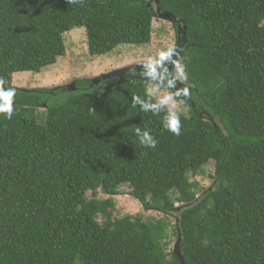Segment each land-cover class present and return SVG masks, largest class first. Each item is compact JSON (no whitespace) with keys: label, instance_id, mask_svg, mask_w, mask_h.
<instances>
[{"label":"trees","instance_id":"1","mask_svg":"<svg viewBox=\"0 0 264 264\" xmlns=\"http://www.w3.org/2000/svg\"><path fill=\"white\" fill-rule=\"evenodd\" d=\"M157 7L178 20L177 86L133 69L74 89L12 84L64 55L74 27L91 55L148 44ZM263 21L264 0H0V80L16 93L11 118L0 113V264H181L179 233L185 264H264ZM148 84L188 106L179 135L162 106L144 109L159 103ZM210 160L195 199L189 172ZM123 184L164 218L114 217Z\"/></svg>","mask_w":264,"mask_h":264},{"label":"rangeland","instance_id":"2","mask_svg":"<svg viewBox=\"0 0 264 264\" xmlns=\"http://www.w3.org/2000/svg\"><path fill=\"white\" fill-rule=\"evenodd\" d=\"M264 24V21H263ZM66 52L59 56L54 64L44 66L40 71H19L12 75V84L18 87H59L70 86L79 79L95 80L102 75L125 68L136 67L139 69H148L149 65L156 67L157 63H161V57L165 52L173 50L176 41V30L173 23L160 16H156L152 22V37L147 44H119L111 51L100 54L91 55L88 52L87 36L83 26L74 27L63 33ZM156 64V65H155ZM136 68V69H137ZM175 77L182 81L184 74L178 64L175 69ZM153 90L154 93H153ZM148 93L152 95L158 102L161 97L172 95L169 91H160L151 84L147 85ZM160 91V92H159ZM175 106L172 108V106ZM167 113L170 109L188 115V106L182 100L173 97L169 105H163ZM44 113L39 116L42 122ZM214 161L210 160L198 173L189 172V178L198 183L199 189L195 194V199H199L205 190L212 186L211 177L214 174ZM128 184L120 187L121 194L112 196L114 201V217L120 218L126 215H138L137 220L146 218H164V214L153 209H144L142 205L134 197L128 193L130 191ZM98 198H107L108 196L98 192ZM90 197V193H87ZM168 219L171 227L175 225L176 219L174 215L165 217ZM98 222L103 221V217H98ZM176 238L172 236V243L169 249L173 248Z\"/></svg>","mask_w":264,"mask_h":264},{"label":"clouds","instance_id":"3","mask_svg":"<svg viewBox=\"0 0 264 264\" xmlns=\"http://www.w3.org/2000/svg\"><path fill=\"white\" fill-rule=\"evenodd\" d=\"M70 2H75V0H70ZM171 55H173L172 50L165 52L163 57L160 58L161 62L163 60L168 59ZM148 67H149L150 74L154 76L156 73V69L152 67L151 65H149ZM3 83L4 82L0 80V113H6L8 118H11L12 113H13L12 99L16 93H15V90L12 88H4ZM174 83H175L174 81L170 82L169 86L174 87ZM154 91L155 90H153V93ZM172 99L173 97L171 95L163 96L160 98L158 104H144V109L146 111L149 109L157 110L163 105H169ZM137 102H139V100H137ZM174 107L175 106L173 105L172 108ZM166 119H167L166 127L168 128V130L176 135H179L180 119L176 111L170 109ZM136 131L139 134V129H137ZM140 143L147 147H155L156 141L149 132L144 131L143 135L140 138Z\"/></svg>","mask_w":264,"mask_h":264},{"label":"water","instance_id":"4","mask_svg":"<svg viewBox=\"0 0 264 264\" xmlns=\"http://www.w3.org/2000/svg\"><path fill=\"white\" fill-rule=\"evenodd\" d=\"M159 3V0H155V4L158 5ZM157 13L159 14L160 17H162L163 19H167L169 21H175L176 23L178 22V20H176L170 13L168 12H161L159 10V8L157 7ZM177 34L179 35L180 32H181V27L180 25L177 26ZM180 39V36H178V40ZM137 68V67H136ZM133 69V67L129 68V67H125V68H121V69H118V70H115L113 72H111L110 74H105V75H102L100 78L102 79H109V80H115L117 78H120L122 76V74H124L126 71L130 70V69H133V70H136V71H140L142 69H139V67L137 69ZM149 70V68L147 69ZM95 79V80H92L93 83H96L98 82V80L100 79ZM69 87L70 89H74L75 87V84H72L70 86H67ZM180 241H181V237H180V233H179V238L174 242V245H173V253L178 257L179 261L181 264H185L184 261H183V258L181 256V252H180V248H179V244H180Z\"/></svg>","mask_w":264,"mask_h":264},{"label":"flooded vegetation","instance_id":"5","mask_svg":"<svg viewBox=\"0 0 264 264\" xmlns=\"http://www.w3.org/2000/svg\"><path fill=\"white\" fill-rule=\"evenodd\" d=\"M176 42H177V39L175 41V45H176ZM169 59V58H168ZM168 59L166 60H163L161 63H157L159 65H157L156 67H154L156 69V72H158V74H155L154 77L157 78L158 80H161L163 82H168L170 84V82L174 81V86H177L178 84V80L177 78L175 77L174 75V69L173 71L170 73V74H166L167 72V69L168 68V65H167V61ZM156 65V64H155ZM147 69H144L143 71H146ZM149 71V70H148Z\"/></svg>","mask_w":264,"mask_h":264}]
</instances>
